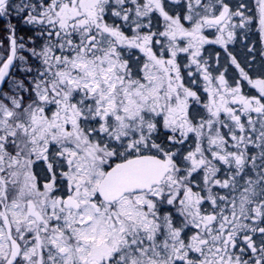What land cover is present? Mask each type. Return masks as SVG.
<instances>
[{"label": "snow or ice", "instance_id": "1", "mask_svg": "<svg viewBox=\"0 0 264 264\" xmlns=\"http://www.w3.org/2000/svg\"><path fill=\"white\" fill-rule=\"evenodd\" d=\"M0 264H264V0H0Z\"/></svg>", "mask_w": 264, "mask_h": 264}]
</instances>
